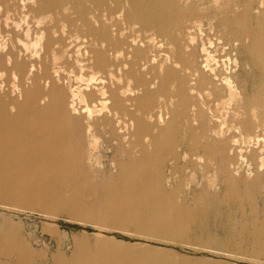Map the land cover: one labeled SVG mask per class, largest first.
Listing matches in <instances>:
<instances>
[{"label":"bare ground","instance_id":"obj_1","mask_svg":"<svg viewBox=\"0 0 264 264\" xmlns=\"http://www.w3.org/2000/svg\"><path fill=\"white\" fill-rule=\"evenodd\" d=\"M262 119L264 0H0V201L128 223L140 238L176 244L206 210L179 202L182 184L155 177L154 158L215 166L224 199L241 207L264 173L240 175L238 136L251 142ZM104 147L120 156L117 174L94 168ZM200 190L193 202L221 203ZM250 228L251 260L264 264V210ZM11 230L0 264H32L39 254L16 236L9 247ZM130 245L102 239L56 264H177L169 249ZM203 262L182 264L220 263Z\"/></svg>","mask_w":264,"mask_h":264},{"label":"rangeland","instance_id":"obj_2","mask_svg":"<svg viewBox=\"0 0 264 264\" xmlns=\"http://www.w3.org/2000/svg\"><path fill=\"white\" fill-rule=\"evenodd\" d=\"M243 58L246 59V55H243ZM245 74H246L245 72L239 71V78L245 79L247 76V75L245 76ZM88 78H91V77H87L86 79L88 80ZM14 83L15 82L11 79L6 80L7 86L12 87L14 86ZM72 84H74L73 81H72ZM262 121L263 119L261 120V123ZM263 125H264V121L261 124V127H257L258 130L257 129L254 130V133H253L254 136H252L253 140L251 142L247 138L242 139L240 138V136H238L239 141L237 143V148L238 149L240 148L239 149L240 153L242 152L241 155L243 156L242 159L238 160L239 164L241 163L240 168H239L240 175H243L250 181L256 180L258 175L264 173L263 172L264 169L263 171L259 172L257 168L255 167V164H257V162H260L261 159H263L264 152H261L263 150L261 149L262 143L256 144V141L254 140L255 137H261L260 139L263 138L264 136V131H263L264 126ZM222 129L224 131H227L228 127L225 126ZM258 147L260 148V150L258 149ZM104 150H105V147L100 149L99 150L100 152L97 151L96 153L99 158L101 157L100 159L102 161H100L99 158L97 159L98 160L97 163L98 162L99 163L94 165V168L96 167L95 170L98 171L101 176H103V174L105 173H106L105 175H109L110 171L113 173L112 174L110 172L112 175L117 174L118 165L116 164L119 160H121L120 156L115 155L112 151L108 152L107 150L105 151ZM105 152L107 155L105 154ZM157 157L160 160V156H157ZM157 157L154 158L158 161L157 162L155 160L157 163L155 167L154 176L156 177L161 174V177L164 176L163 179H165L164 180L165 182L167 180L170 181L171 183L174 181L175 182L177 181L178 185L182 184L180 185L181 187L179 186V189L181 192V193H178L179 202L181 203L183 201L187 202L188 200L189 203H192L194 205L193 206L191 204L192 206L190 205V207L191 209L193 208L192 210H194L196 213H199L201 210H206L205 215L201 216L200 218H198L199 220H195V222L191 224L190 226L191 233L189 235V238L187 237L188 239L179 238L176 244L168 245V244L162 243L156 238L146 240V239L136 236L135 233L138 231L134 230V227H131L128 223H125L124 226H116V225H113V223L110 221H103L104 223L103 224L102 220H97V219L88 220V219H85L84 217L74 219V218H71L66 213L58 212L56 209L46 210L39 206H30V207L17 206V205H14L6 201H0V253H2L4 237L6 234H8L5 231L7 230V226L9 225V226H12V229H15L14 232L12 230L10 231L9 239L11 241L9 240V247H12L13 245L14 236L24 240L26 245L33 252L39 254V257L36 258L32 262V264H56V260L60 257H63V258L67 257V259L71 258L74 254H76V252L78 251V248L81 247L82 245L87 244L89 248L91 247L90 248L91 250H94L95 246L102 239H109L110 241L119 243L120 245H123V244L130 245L131 244L130 246H134L137 249H144V248H155V249L160 248V249H166V250L169 249V251L172 253L174 257V261L177 264L178 263L182 264L185 261L190 262V263H197V262L204 263L203 261L205 262L210 261L213 263L220 262L222 264H228V263L229 264H260L259 262L255 261L256 259L251 260V257H254L255 254L251 252L253 250L250 247L251 246L250 243H252L253 236L251 235V231L249 232V229L252 230L253 227L252 228L250 227L253 225L254 219H258V217L259 219H261L262 214H263L264 178L261 177L263 187L261 186L259 194L254 196L255 201L250 203L249 199H246L243 201L244 203L240 207L239 204L226 201L224 199L225 198L224 196L225 186H222L223 184H221L222 182L220 181L221 177L218 175V172L215 166H210V168L209 167L203 168L204 165L202 162L201 163L195 162L196 164L194 166L196 167L194 166L187 167L185 166V164H182L186 162L185 159L184 160L180 159V161L174 160L172 156L165 157L164 163L159 165L160 162L157 159ZM113 160L116 161V163L113 162ZM178 164L180 165L178 166ZM110 167H112V170L115 169L114 171L116 170L117 171L113 172ZM180 168L183 170H181ZM174 170H176V172H174ZM178 170L181 172H179ZM200 170H202L203 172L205 171V172L203 173ZM166 171H167V174H166ZM201 172L203 173V175L201 174ZM174 173H176L175 176H174ZM183 173H186V174H183ZM214 174L216 175L217 179L215 178ZM180 175L181 177L183 175H185L186 177L183 176V178H181ZM167 176L169 177V179L167 178ZM196 176L198 177V179L196 178ZM184 177L186 179H184ZM172 178L173 180L174 179L175 180L173 181ZM178 178L181 180H179ZM193 179H195L196 182ZM215 181L216 182L219 181V183L221 182L220 186L217 183L213 185ZM81 182L83 184L80 183L81 185L80 184L79 185L82 186V188L86 189L87 187L85 185L84 180H81ZM194 182L195 183L198 182V183L195 184ZM201 182H203L204 185L206 186H204L203 183ZM183 183H185L184 187H183ZM206 183L208 185L211 184L210 186L212 187L208 186ZM90 184L91 185H89V188H92L93 187L92 182ZM96 185L98 186L99 184L97 183ZM185 187L186 189L184 190ZM198 187L200 189L202 188L205 189L206 187V189L211 194L219 193L218 197H220L219 199L221 200V203L216 200L215 201L217 203L216 202L214 203L213 202L212 203L211 202H201V203L193 202L192 195L195 194V192H198V191L201 192V190ZM214 187L215 188L217 187V188L215 189ZM97 190H100V187H98ZM190 191L193 194H191ZM188 196H190L189 197L190 199H188ZM85 202L86 204H89V202L91 203L92 201L86 200ZM94 208L97 211H99L101 214H104L103 213L105 210L104 207L96 206ZM254 209L257 210L258 214L257 212L255 214L254 212L252 213ZM100 224H102V226L98 227V225ZM106 226H109L116 230H110ZM123 228L124 230H122ZM122 231H126V232L128 231V233L122 232ZM130 232L131 234H129ZM237 246H238V249H237ZM17 255L19 256L20 254L18 253Z\"/></svg>","mask_w":264,"mask_h":264}]
</instances>
